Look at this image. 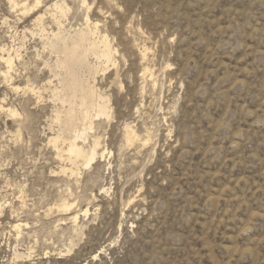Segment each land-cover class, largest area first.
Returning <instances> with one entry per match:
<instances>
[{"label":"rangeland","instance_id":"rangeland-1","mask_svg":"<svg viewBox=\"0 0 264 264\" xmlns=\"http://www.w3.org/2000/svg\"><path fill=\"white\" fill-rule=\"evenodd\" d=\"M9 1L0 0V264H264V0H65L66 16L56 15L67 28L88 14L100 21L120 64L97 78L112 112L92 133L107 152L77 175L49 142L57 104L30 89L47 80L34 19L44 13L55 29L47 8L57 0L25 14ZM144 43L152 81L136 58ZM18 49L6 78L1 55ZM126 124L150 135L145 147L126 144ZM65 200L88 214L74 223Z\"/></svg>","mask_w":264,"mask_h":264},{"label":"bare ground","instance_id":"bare-ground-1","mask_svg":"<svg viewBox=\"0 0 264 264\" xmlns=\"http://www.w3.org/2000/svg\"><path fill=\"white\" fill-rule=\"evenodd\" d=\"M9 2L12 8L18 9L19 11L21 10L22 13L25 14L37 8L42 0H33L32 2H29V0H10ZM82 3L87 4L86 0ZM49 7L55 11H53V14L50 13L56 25L55 29H48V27L45 26L44 13H38L34 19V24L39 27V32L37 33L39 37H37L41 44V47L37 49V54L39 57L45 54L42 62L44 68L42 73L45 75L44 81L47 80L42 85H30V89L34 93L42 92L41 89L46 90L51 94L52 97L49 96L53 99L51 100L57 104L54 109V122L58 124V131L49 139V142L56 148L57 156L61 159L66 156L72 165L70 170L73 175L76 174L78 168H80L79 164H82L84 167L89 166L97 156L103 157L107 152L106 147H101L102 144L99 135H93L92 133L96 128L95 120L97 118L109 119L112 112L110 98L102 91L103 89L100 90L98 87L97 78L99 74H106L110 69L111 71L115 69V71L110 74L115 75L118 73V66L120 65H118L119 60L116 56L118 48L112 44L109 38L110 35L108 36L109 32H105L107 34H104L99 31L98 25L100 21L90 22L91 19L89 18V14L83 25L78 27L70 26L67 28L63 19L66 16V9L68 8L66 1L57 0L51 5L49 4L47 9H49ZM56 12L60 13L63 18L61 19V17H58ZM136 31L135 29L134 32ZM6 49L7 48L2 47V51L6 52ZM149 49L150 46L148 47V44L144 43L138 45V53L136 56L141 67V76L145 81L148 77H150L152 81L155 73L152 69L153 67H151L149 63L150 53L152 52H150ZM19 50L20 49L16 50L14 57L8 52L7 55H1V60L7 67V69L3 71V75L6 78L11 76V71L14 68V58H21ZM156 82L155 80L154 85L157 84ZM1 109H4V105L1 106ZM14 111H10V113L13 112L14 114ZM90 138L91 140L89 141ZM145 138H142L136 129L134 130L129 124L125 125L124 139L128 146L139 144L143 147L147 143L146 141H149L150 135H148L146 139ZM60 142L65 143V147L63 145L60 147ZM62 170L68 171V169L63 168ZM103 189L105 188L103 187ZM70 201H63L59 204V207L61 208L60 210L66 212L68 215L67 218L69 217L74 223H77L79 222V212H83L84 215H87L89 208H80L78 211H74L72 210L74 209V201ZM22 223L15 221L11 226L18 232L21 231ZM16 255L17 257H23L21 252Z\"/></svg>","mask_w":264,"mask_h":264}]
</instances>
